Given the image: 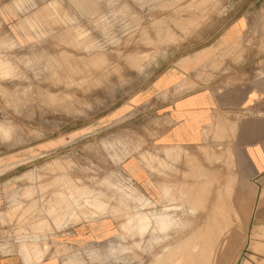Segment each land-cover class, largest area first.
<instances>
[{"label":"rangeland","instance_id":"rangeland-1","mask_svg":"<svg viewBox=\"0 0 264 264\" xmlns=\"http://www.w3.org/2000/svg\"><path fill=\"white\" fill-rule=\"evenodd\" d=\"M263 75L264 0H0V259L264 264L229 136L164 137L183 90Z\"/></svg>","mask_w":264,"mask_h":264},{"label":"crops","instance_id":"crops-1","mask_svg":"<svg viewBox=\"0 0 264 264\" xmlns=\"http://www.w3.org/2000/svg\"><path fill=\"white\" fill-rule=\"evenodd\" d=\"M200 87L183 90L169 104L166 116L172 122L164 137L201 145L212 136L216 141L229 136L235 167L231 181L234 211L243 229L259 237L252 242L264 248V75L226 87ZM0 264L14 261L0 259Z\"/></svg>","mask_w":264,"mask_h":264},{"label":"bare ground","instance_id":"bare-ground-1","mask_svg":"<svg viewBox=\"0 0 264 264\" xmlns=\"http://www.w3.org/2000/svg\"><path fill=\"white\" fill-rule=\"evenodd\" d=\"M193 203H194V202H193ZM151 211H152V210H151ZM144 213H145V212H144ZM148 213H149V212H148ZM150 213H151V212H150ZM153 214H154V213H153ZM138 215H141V214H138ZM145 215H146V214H145ZM150 215L152 216V214H150ZM154 215L156 216V214H154ZM143 216H144V215H143ZM146 216H147V215H146ZM151 216H150V217H151ZM147 217H149V216H147ZM147 217H146V218H141V217H140V221H139V220H138V221L141 223V225L144 224L145 222H147V221H146V220L148 219ZM131 219H132V218H131ZM150 219H151V218H150ZM150 219H148V220H150ZM136 220H137V218H136ZM180 220H181V219H180ZM133 221H134V220H133ZM151 221H152V220H151ZM162 224H165V223L162 222ZM166 224H167V223H166ZM132 225H134V223H133ZM132 225H131V226H132ZM137 225H138V224H137ZM230 225H231V224H230ZM147 226H148V223H147ZM149 226H150V225H149ZM149 226H148V227H149ZM164 227H165V226H163V228L161 227V228H159V229H160V230L168 229L167 226H166L167 228H164ZM229 227H230V226H229ZM142 229H143V228H141V230H142ZM154 229H155V227H154ZM229 229L231 230L232 228H229ZM129 230H130V229H129ZM151 230H152V229H151ZM162 232H163V231H162ZM162 232H161V233H162ZM145 233H146V232H145ZM150 233H151V232H150ZM135 234H136V233H135ZM141 234H142V233H141ZM151 234H152V233H151ZM164 234H165V233H164ZM166 234H167V233H166ZM148 235H149V234H148ZM190 235H191V234H190ZM187 236H189V235H187ZM182 237H183V236H182ZM185 237H186V236H185ZM189 237H190V236H189ZM183 238H184V237H183ZM183 238H182V240H183ZM182 240H181V242L184 241V240H183V241H182ZM186 241H187V240H186ZM174 242H175V241H174ZM178 243H179V242H178ZM178 243H177V244H178ZM197 243H198V242H197ZM163 244H164V243H163ZM121 246H122V245H121ZM126 247H128V246H126ZM130 247H131V246H130ZM120 248H121V247H120ZM184 248H185V247H184ZM205 249H206V248H205ZM167 252H168V251H167ZM185 252H186V251H185ZM162 253H163V252H162ZM177 253H178V252H177ZM179 253H180V252H179ZM182 253H183V252H182ZM182 253H181V254H182ZM163 255H164V254H163ZM182 255H183V254H182ZM191 255H192V254H191ZM191 255L189 254V257H191ZM194 255H195V254H194ZM203 255H204V254H203ZM161 256H162V255H161ZM187 256H188V255H187ZM162 257H163V256H162ZM201 257H202V256H201ZM160 258H161V257H160ZM179 259H180V258H179ZM201 259H202V258H201ZM160 260H161V259H160ZM164 260H165V259H164ZM188 260H189V259H188ZM209 260H210V259H209ZM174 261H175V259H174ZM180 261H182V260H179V262H180ZM190 261H191V260H190ZM164 262H165V261H164ZM193 262H194V261H193ZM171 263H173V261L169 262V264H171ZM199 263H200V262H199ZM165 264H168V263L166 262ZM183 264H184V263H183ZM185 264H188V263H185ZM209 264H210V263H209Z\"/></svg>","mask_w":264,"mask_h":264}]
</instances>
